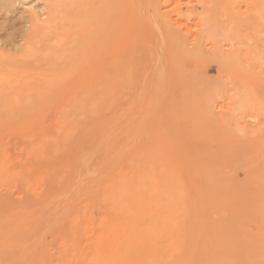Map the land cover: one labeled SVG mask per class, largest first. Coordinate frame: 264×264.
Wrapping results in <instances>:
<instances>
[{"label": "rangeland", "instance_id": "obj_1", "mask_svg": "<svg viewBox=\"0 0 264 264\" xmlns=\"http://www.w3.org/2000/svg\"><path fill=\"white\" fill-rule=\"evenodd\" d=\"M0 264H264V0L0 3Z\"/></svg>", "mask_w": 264, "mask_h": 264}, {"label": "clouds", "instance_id": "obj_2", "mask_svg": "<svg viewBox=\"0 0 264 264\" xmlns=\"http://www.w3.org/2000/svg\"><path fill=\"white\" fill-rule=\"evenodd\" d=\"M0 3H8V0H0Z\"/></svg>", "mask_w": 264, "mask_h": 264}, {"label": "bare ground", "instance_id": "obj_3", "mask_svg": "<svg viewBox=\"0 0 264 264\" xmlns=\"http://www.w3.org/2000/svg\"><path fill=\"white\" fill-rule=\"evenodd\" d=\"M50 1H51V0H50ZM10 3H11V2H10ZM262 4H263V3H262ZM3 5H4V4H3ZM8 6H9V5H8ZM10 8H11V5L9 6V9H10ZM67 8H68V7H67ZM5 9H6V8H5ZM9 9H8V10H9ZM68 9H69V8H68ZM41 31H42V30H41Z\"/></svg>", "mask_w": 264, "mask_h": 264}]
</instances>
